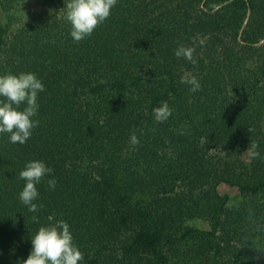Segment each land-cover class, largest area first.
<instances>
[{"label":"trees","instance_id":"16d2710c","mask_svg":"<svg viewBox=\"0 0 264 264\" xmlns=\"http://www.w3.org/2000/svg\"><path fill=\"white\" fill-rule=\"evenodd\" d=\"M42 2L50 14L22 22L0 62V76L31 72L45 87L31 137L0 134V264H22L39 227L59 220L80 264H264V0H117L79 42L68 0ZM7 34L0 23V50ZM197 34L206 43L193 65L174 53ZM185 73L201 90L180 82ZM165 101L172 115L159 123L153 109ZM243 154L249 165L237 171ZM32 160L54 170L37 185V213L19 199ZM222 183L243 202H210Z\"/></svg>","mask_w":264,"mask_h":264},{"label":"clouds","instance_id":"9594fccd","mask_svg":"<svg viewBox=\"0 0 264 264\" xmlns=\"http://www.w3.org/2000/svg\"><path fill=\"white\" fill-rule=\"evenodd\" d=\"M117 4V0H68L65 5V19L71 24V37L75 42L90 37L94 30L103 24L111 15V10ZM206 39L197 34L192 38V46L180 45L175 49L177 58H184L193 65L197 64L194 58L196 48L203 46ZM189 85V91L196 93L201 90V84L196 76L185 73L180 80ZM45 91L42 81L31 72L17 74L8 73L0 76V134H9V141L13 144H24L32 135V131L38 127L39 120L35 119L39 111L38 95ZM25 105L22 110L20 106ZM172 108L165 101L159 107L153 109L154 118L163 123L172 115ZM252 132L254 129L249 128ZM181 135L188 134L187 128L180 131ZM139 139L133 131L130 136L132 146L139 144ZM259 145L252 142L248 153L253 158H260ZM51 167L46 166L41 160H32L26 163L19 173V178L25 181L19 199L31 213H37L43 204H37L39 199L37 185L45 177L53 173ZM57 181L48 179L50 189H55ZM247 221L256 225L255 211L248 208ZM33 223H39L38 216H32ZM244 241H247L245 237ZM32 250L28 258L22 264H80L83 261V253L74 243L70 225L64 220H59L48 226H41L31 240Z\"/></svg>","mask_w":264,"mask_h":264},{"label":"rangeland","instance_id":"374dc122","mask_svg":"<svg viewBox=\"0 0 264 264\" xmlns=\"http://www.w3.org/2000/svg\"><path fill=\"white\" fill-rule=\"evenodd\" d=\"M49 14L50 11L43 5L42 0H2L0 3V23L8 26V34L1 44L0 62L6 60V52L9 48L11 35L22 22L39 16L44 17ZM262 45H264V40L260 41L258 44V46ZM247 157L248 156L244 154L238 157L240 164L237 165V171L249 165L250 161ZM93 179H98V177L94 174ZM211 194H213V196L210 202L214 203L216 206H221L223 210L233 209V205L242 203L243 195L246 196V193L241 192L239 186H230L227 183L218 185ZM214 195L217 197L216 200L214 199ZM191 225L208 235L217 232L216 225L212 223L197 221L192 222Z\"/></svg>","mask_w":264,"mask_h":264}]
</instances>
